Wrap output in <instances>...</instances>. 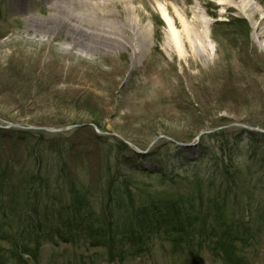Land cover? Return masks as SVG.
Masks as SVG:
<instances>
[{
  "label": "rangeland",
  "instance_id": "374dc122",
  "mask_svg": "<svg viewBox=\"0 0 264 264\" xmlns=\"http://www.w3.org/2000/svg\"><path fill=\"white\" fill-rule=\"evenodd\" d=\"M229 1V8L222 9L214 0H135L133 8L141 17L136 40L143 52L135 58L123 34L122 43L95 36L66 42L28 36L10 0H0V170L20 175L39 171L36 184L41 187L34 200L40 207L52 203L49 195H54V225L57 207L67 204L71 186L97 197L108 165L120 170L122 181L135 183V189L129 187L134 194H171L162 188L169 186L167 175L179 171L181 164L187 168L200 153L193 135L202 134L209 148L200 178L204 168L221 170L229 163V176L244 185L264 160V22L253 32L259 14L241 11L243 0ZM247 1L264 9L260 0ZM32 6L31 14L40 16L42 4ZM71 8L89 12L87 7ZM165 17L180 33V55ZM235 19L245 20L247 39L228 26ZM121 24L118 19L111 22ZM250 128L260 130L255 133L259 136H248ZM17 131L30 135L19 140ZM216 133L227 156L210 138ZM173 140L191 146L177 147ZM161 170L167 175L157 174ZM162 176L165 182L159 181ZM188 181L173 191L187 194L193 186V180ZM203 186L213 193L206 181ZM242 195H234L236 203L226 210V218L239 221L241 230L255 224L254 215L260 229L249 245L229 246L240 263L223 255L226 262L207 249L199 253L197 247L174 253L169 244H161L160 235H153L147 241L150 250L136 258L127 242L121 251L115 244L109 246L116 258L109 263L108 246L99 247L102 239L92 237L99 239L92 245L88 235L82 238L76 229L73 235L79 238L74 242H61L54 234L56 243L42 244L36 262L24 264H264V212L251 215ZM10 250L9 242L0 241V264H21Z\"/></svg>",
  "mask_w": 264,
  "mask_h": 264
},
{
  "label": "trees",
  "instance_id": "16d2710c",
  "mask_svg": "<svg viewBox=\"0 0 264 264\" xmlns=\"http://www.w3.org/2000/svg\"><path fill=\"white\" fill-rule=\"evenodd\" d=\"M263 2L264 0H260V3ZM228 26L239 30L241 37L247 39L249 28L245 20L235 19ZM24 134L30 135L26 131L14 132L19 140H25L22 137ZM247 135L259 136L251 132ZM194 138L195 135L191 136V140ZM210 138L216 141L221 155L227 156V149L218 141L217 133ZM198 148H200L198 157L189 163L187 168L181 164L178 167L179 171L173 170L170 175L162 170L157 173L168 176L169 180L162 176L159 181L169 182V186L162 188L164 192L171 194L151 195V192L142 193V191L134 194L132 190L135 189V183L131 180L122 181L120 170H116L115 167L113 169L111 165H108L100 178L101 189L99 188L97 197L92 196L91 191H84L83 188L72 185L67 204L57 207L59 227L53 224L55 212L53 213L52 210L55 203L52 196L54 195H49L52 203L48 205L43 204L38 207V203L34 200V196L39 191L37 188L41 187L40 183L36 184L41 180L38 179L39 171L35 173L32 171L29 174L25 170L20 175L17 171L12 172L13 169L10 173L6 169H1L0 241L11 244V256L16 258L17 262L21 261V264L25 261L36 262L42 244L56 243L55 238L53 239L54 234L58 236V240H62L61 242H74L79 238L73 235L76 229L79 230L82 238L88 235L87 239L91 244L93 241L98 244L97 240H99L92 237L99 236L102 239L99 247L108 246L109 263L116 259L109 246L115 244L121 251L122 243L127 242L129 252L136 258L142 252L146 253L150 250L147 241L153 235H160L163 238L161 244H169L174 253L184 251L183 247L188 249L197 247L199 253L207 249L217 256L221 255L220 257L225 261L223 255L227 257L231 255L232 261L239 262L233 254H230L229 246H247L255 240V235L257 236L259 232L258 220L253 213L258 216L259 213L264 212V160L260 161L255 171H250L248 179L244 180V185L229 176L231 173L229 163L223 164L221 170L218 166L204 168L205 179H202L203 177L199 176L202 170L201 163L205 160L209 148L204 145L202 139ZM133 157L141 159L136 155ZM115 161H117L116 157ZM115 163L117 167L118 162ZM143 169L142 172L146 171L145 168ZM61 171L62 168L59 170V175L62 177ZM188 180H193V186L187 194L182 195L177 190L173 191L181 183H188ZM204 181L212 188V194L204 191ZM59 183L60 178L56 181L57 185ZM129 187L134 188L130 190ZM240 192L247 200L248 210L255 220V224L253 221L250 223V225L254 224L252 227L241 230L239 221L228 220L225 213L232 203H236L234 195ZM162 232H165V236Z\"/></svg>",
  "mask_w": 264,
  "mask_h": 264
},
{
  "label": "bare ground",
  "instance_id": "6f19581e",
  "mask_svg": "<svg viewBox=\"0 0 264 264\" xmlns=\"http://www.w3.org/2000/svg\"><path fill=\"white\" fill-rule=\"evenodd\" d=\"M214 1L222 9H228L227 6L231 4L229 0ZM34 2L42 4L40 16L31 14ZM126 3H130L131 6L128 7ZM133 4H135V0H10L9 7L15 9L17 15L23 17L22 28L28 36L33 35L34 38L41 36L47 42L59 41L62 38L65 42L68 40L80 41L83 36H95L122 43L120 36L123 34L127 35L128 40L131 41V43L126 42V44H128V47L134 48L132 55L138 58L143 53L140 44L136 40V37H139L137 21L141 17L140 12L133 8ZM120 5H123L122 12L119 11ZM73 6L81 9L87 7L89 12L86 10L76 12L71 8ZM238 7L243 12L250 10L252 17L259 14V21L255 22L252 27L253 32H257L260 23L264 22V9L259 10L257 6H252L247 0H243ZM114 19L120 20L121 26L111 25ZM165 21L167 22L170 40L174 43L177 53L180 55V33L175 30V23L170 17H165ZM180 21L183 22L181 19ZM184 31H186V28ZM143 33L146 34L144 31ZM256 36L258 37V34ZM261 36L264 37V25ZM76 47L79 46L76 44ZM59 68H61V64L56 66V69L59 70Z\"/></svg>",
  "mask_w": 264,
  "mask_h": 264
},
{
  "label": "water",
  "instance_id": "95a60500",
  "mask_svg": "<svg viewBox=\"0 0 264 264\" xmlns=\"http://www.w3.org/2000/svg\"><path fill=\"white\" fill-rule=\"evenodd\" d=\"M58 131H61V130H58ZM255 131H257V130H255Z\"/></svg>",
  "mask_w": 264,
  "mask_h": 264
}]
</instances>
